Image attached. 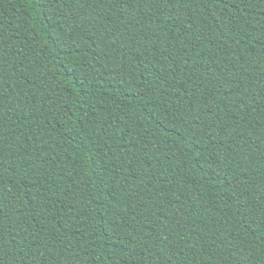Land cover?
<instances>
[{"label":"trees","instance_id":"16d2710c","mask_svg":"<svg viewBox=\"0 0 264 264\" xmlns=\"http://www.w3.org/2000/svg\"><path fill=\"white\" fill-rule=\"evenodd\" d=\"M0 264H264V0H0Z\"/></svg>","mask_w":264,"mask_h":264}]
</instances>
